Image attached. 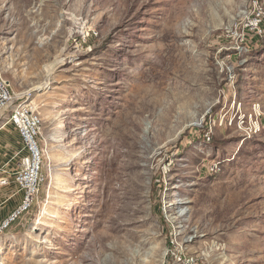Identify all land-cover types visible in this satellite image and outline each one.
I'll list each match as a JSON object with an SVG mask.
<instances>
[{
	"label": "rangeland",
	"instance_id": "obj_1",
	"mask_svg": "<svg viewBox=\"0 0 264 264\" xmlns=\"http://www.w3.org/2000/svg\"><path fill=\"white\" fill-rule=\"evenodd\" d=\"M256 10L264 0H0V264H136L135 235L154 236L138 264H264ZM27 104L41 151L20 212L28 152L7 119Z\"/></svg>",
	"mask_w": 264,
	"mask_h": 264
},
{
	"label": "built area",
	"instance_id": "obj_2",
	"mask_svg": "<svg viewBox=\"0 0 264 264\" xmlns=\"http://www.w3.org/2000/svg\"><path fill=\"white\" fill-rule=\"evenodd\" d=\"M249 27L255 35H264V10H256L252 14ZM11 103L10 84L0 76V112ZM7 124L15 127L22 141L23 150L28 152L27 157L20 158L19 170L14 177L17 185L25 192L24 205L20 210L23 212L30 206L37 185L41 147L36 138L39 137L42 121L32 106L27 104L14 108L8 114ZM3 183L8 184L7 181ZM10 222L3 224V227L6 228Z\"/></svg>",
	"mask_w": 264,
	"mask_h": 264
},
{
	"label": "bare ground",
	"instance_id": "obj_3",
	"mask_svg": "<svg viewBox=\"0 0 264 264\" xmlns=\"http://www.w3.org/2000/svg\"><path fill=\"white\" fill-rule=\"evenodd\" d=\"M63 125H60V127L58 128L59 130H61L63 128ZM75 156V154H71V155H68V159L67 161H69L70 159H72L73 157ZM170 212L173 210V207H168L167 208ZM154 239V236L150 237V238H147L146 236L144 238H141L137 235L133 236L131 239H130V243H132L133 245H137L135 248H134V251L131 252L133 253V257H132V260L136 262V264H138V255L139 253L142 252V249L141 248H144L145 246H147L152 240ZM97 241V240H96ZM105 241V237H102L100 236L99 239H98V243L100 245V248L101 250H103V243ZM41 244H48L49 246L52 245L49 238L45 237L43 238L42 240V243ZM131 245V244H130ZM134 247V246H133ZM145 250V249H144ZM132 251V250H131ZM147 251V250H146ZM93 252V251H92ZM130 253V252H129ZM155 254L158 253V252H154ZM81 261L82 263H85V264H92V263H87L88 261V258L86 257H82L81 258Z\"/></svg>",
	"mask_w": 264,
	"mask_h": 264
},
{
	"label": "crops",
	"instance_id": "obj_4",
	"mask_svg": "<svg viewBox=\"0 0 264 264\" xmlns=\"http://www.w3.org/2000/svg\"><path fill=\"white\" fill-rule=\"evenodd\" d=\"M14 127V126H13ZM15 128V127H14ZM16 130V129H15ZM16 132H17V130H16ZM17 135H18V137H19V134H18V132H17ZM19 139H20V137H19ZM21 140V139H20ZM22 142V141H21Z\"/></svg>",
	"mask_w": 264,
	"mask_h": 264
}]
</instances>
